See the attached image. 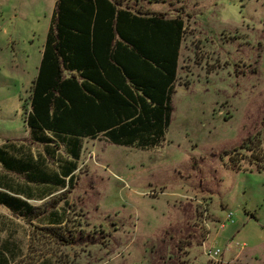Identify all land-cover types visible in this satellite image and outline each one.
Here are the masks:
<instances>
[{
  "label": "rangeland",
  "instance_id": "rangeland-1",
  "mask_svg": "<svg viewBox=\"0 0 264 264\" xmlns=\"http://www.w3.org/2000/svg\"><path fill=\"white\" fill-rule=\"evenodd\" d=\"M55 3L0 0V149L23 146L9 151L48 176L69 149L56 136L54 153L32 142L26 115ZM123 5L185 22L164 140L140 149L85 139L74 182L64 189L50 178L53 196L30 203L38 218L0 209V249L10 264H264V0ZM23 180L38 182L0 163V182L19 189ZM53 206L67 219L61 226L47 223ZM229 212L234 222L220 231ZM210 232L218 260L204 253Z\"/></svg>",
  "mask_w": 264,
  "mask_h": 264
},
{
  "label": "trees",
  "instance_id": "trees-1",
  "mask_svg": "<svg viewBox=\"0 0 264 264\" xmlns=\"http://www.w3.org/2000/svg\"><path fill=\"white\" fill-rule=\"evenodd\" d=\"M124 1L55 3L30 87L26 124L32 142L50 145L53 135L68 147L70 162L65 160L53 175L64 189L74 182L85 139L103 136L116 145L152 148L164 140L172 121L185 22L181 16L135 10ZM0 163L8 171L29 175L31 182L41 176L52 179L31 157H16L9 149H0ZM0 204L30 221L41 215L27 201L3 191ZM64 220L58 215L49 225L61 226ZM46 229L61 242H76L77 235Z\"/></svg>",
  "mask_w": 264,
  "mask_h": 264
},
{
  "label": "crops",
  "instance_id": "crops-1",
  "mask_svg": "<svg viewBox=\"0 0 264 264\" xmlns=\"http://www.w3.org/2000/svg\"><path fill=\"white\" fill-rule=\"evenodd\" d=\"M43 50H44V46H43V49H42V56H43ZM42 56H41V60H42ZM41 62V61H40ZM38 69H39V66H38ZM37 74H38V72H37ZM37 76V75H36ZM28 109H29V106H28ZM49 136H51V134H49V133H47ZM53 139H55L54 138V136L52 135L51 136ZM83 145H84V142H83ZM14 146H12V147H9V148H7V150L8 149H11V148H13ZM15 147H17V148H22L23 146H20V147H18V146H15ZM14 147V148H15ZM25 147V146H24ZM44 147V151L46 152L48 149H50V152L52 151V153H54V150L53 149H51V148H49V147H51V144L50 145H44L43 146ZM26 148H27V146H26ZM59 148H61V145L59 146ZM58 151V150H57ZM56 151V152H57ZM28 153V152H27ZM28 155V154H27ZM20 158H23V157H21L20 156ZM29 157L28 156H26L25 158H23V159H28ZM66 160H68V162H70V160H71V157L70 156H68V159H66ZM65 163V162H64ZM63 163V164H64ZM69 164V163H68ZM58 171V170H57ZM51 172V173H53L52 175H51V177H52V181H50V182H53L54 184H56L57 185V183H56V181H58L59 179H58V177L56 178V179H54V177H53V175H57L58 173H59V171L58 172ZM50 173V172H49ZM21 175V174H20ZM44 178V177H43ZM43 178H42V176L38 179V182H36V184H35V186H31L30 184H29V182H26V181H24V182H22L21 184H20V186H19V189H17V188H15V189H13L14 187H12L11 186V183H5V182H0V191H3V192H6V193H8V194H10V195H13V196H16V197H19V198H21V199H23V200H25V201H27L28 203H31L32 204V202L33 201H37V202H40V201H42V200H45V199H47V198H49L50 196H53V194H54V192H52V193H50V191H47V190H49L50 188H52V189H55L56 187H54L53 185H51V184H49V183H47V181L48 180H46V181H44L43 180ZM68 179V178H67ZM66 179V180H67ZM2 185H4V186H2ZM33 185V184H32ZM31 189H34L35 191H38V192H40L39 194H38V196L36 197V196H34L33 195V192H32V190ZM57 189V188H56ZM26 193V194H25ZM57 206V205H56ZM56 206H53L52 207V209H50V211H49V213L50 212H53V215L51 216V217H48V216H46V220H47V223L48 224H50V222H54V220L55 219H57V214L58 215H62V214H60V213H58L57 211H58V209H56ZM0 209H2V210H8L9 212H11L12 213V210L10 209V208H7L6 206H4V205H2V204H0ZM48 213V214H49ZM214 225V224H213ZM216 226V228L219 226V225H215ZM219 228V227H218ZM225 228H226V226H225ZM225 228H223V229H220V231L221 230H224ZM211 230H212V228H211ZM210 230V231H211ZM220 231H218V232H220ZM210 235H211V232H210V234H209V237H210ZM0 264H10V258L8 257V255H7V252H6V248L4 247L3 248V250L2 249H0Z\"/></svg>",
  "mask_w": 264,
  "mask_h": 264
},
{
  "label": "built area",
  "instance_id": "built-area-1",
  "mask_svg": "<svg viewBox=\"0 0 264 264\" xmlns=\"http://www.w3.org/2000/svg\"><path fill=\"white\" fill-rule=\"evenodd\" d=\"M199 204L202 207L201 217L203 218L204 223H206L207 225V216H208L207 204H204L202 202H199ZM227 222H231V223L234 222L233 214L231 212L227 213L225 219L219 222V229L225 228ZM208 239H209V233L207 234L206 239L204 238L202 240L204 253L207 254L211 259L218 260L217 258L220 256L221 250L220 249L214 250L211 246L207 245Z\"/></svg>",
  "mask_w": 264,
  "mask_h": 264
}]
</instances>
